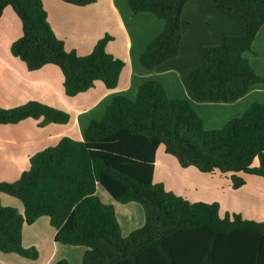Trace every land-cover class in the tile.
Instances as JSON below:
<instances>
[{"label": "trees", "instance_id": "obj_1", "mask_svg": "<svg viewBox=\"0 0 264 264\" xmlns=\"http://www.w3.org/2000/svg\"><path fill=\"white\" fill-rule=\"evenodd\" d=\"M61 1L84 6L96 0ZM187 1L126 0L133 13L164 21L139 56L144 68L178 55ZM211 1L221 11L244 15L246 26L242 34L225 36L217 46H204L199 65L188 71L186 80L200 101L232 102L252 85L264 83L244 57L264 26V0ZM7 6L22 27L10 52L28 71L56 65L68 97L88 91L96 81L107 89L116 87L124 62L106 51L109 35L88 55L78 56L54 35L41 0H0V17ZM27 118L44 126L66 124L70 115L37 101L0 108V124ZM160 144L180 167L229 173L232 188L238 189L245 184L238 173L264 178V103L253 101L241 116L206 130L189 103L168 98L157 81L140 84L133 100L113 97L103 117L90 121L83 140L62 137L31 156L29 168L16 181L0 182V194L15 197L23 207L20 213L0 199V252L36 259L37 251L22 245V229L45 216L55 230V242L85 248L81 264H264V222L234 213L221 218L218 203H191L153 182ZM98 184L120 204H139L143 225L123 236L114 208L96 195Z\"/></svg>", "mask_w": 264, "mask_h": 264}, {"label": "crops", "instance_id": "obj_2", "mask_svg": "<svg viewBox=\"0 0 264 264\" xmlns=\"http://www.w3.org/2000/svg\"><path fill=\"white\" fill-rule=\"evenodd\" d=\"M47 21L66 51L78 56L88 55L95 43L105 35L112 39L106 51L124 62L115 88L107 89L100 81L86 92L68 97L64 93L63 75L53 64L35 71L10 52L12 42L22 35L20 19L10 6L0 17V108L9 109L28 101H37L63 110L70 115L66 124L49 123L27 118L16 124H0V182H14L29 168V158L54 146L62 137L83 140L86 127L92 120H100L112 98L122 95L130 100L145 81L159 82L168 98L184 99L201 117L206 130L219 129L228 120L241 116L253 101L264 103V83L252 85L240 98L232 102L200 101L191 93L186 76L200 63L204 46L221 44L229 35H240L246 17L221 11L211 0H189L181 16L183 30L178 55L153 69L144 68L139 56L148 42L163 29L164 21L150 13H133L126 0H96L77 6L61 0H41ZM254 72L264 77V26L256 34L251 51L244 52ZM254 165L257 160H254ZM245 184L233 189L230 174L201 173L194 167L182 168L160 144L154 156L153 182L185 200L218 203L221 218L239 214L243 220L264 222V178L238 173ZM96 195L111 205L116 213L123 236L144 223L141 206L135 202L120 204L101 186ZM1 203L23 212L22 203L1 193ZM19 201V202H18ZM55 230L49 219L40 217L22 229V245L37 251L36 259L15 253H1L0 264H55L65 259L69 264H81L85 248L62 245L54 240Z\"/></svg>", "mask_w": 264, "mask_h": 264}, {"label": "rangeland", "instance_id": "obj_3", "mask_svg": "<svg viewBox=\"0 0 264 264\" xmlns=\"http://www.w3.org/2000/svg\"><path fill=\"white\" fill-rule=\"evenodd\" d=\"M262 78H264V77H262ZM260 84H262V83H260ZM19 202V201H18Z\"/></svg>", "mask_w": 264, "mask_h": 264}]
</instances>
